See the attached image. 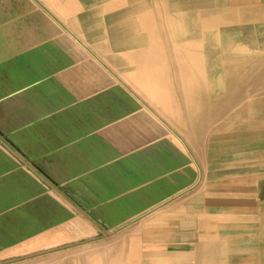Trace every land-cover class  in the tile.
<instances>
[{
    "label": "crops",
    "instance_id": "crops-1",
    "mask_svg": "<svg viewBox=\"0 0 264 264\" xmlns=\"http://www.w3.org/2000/svg\"><path fill=\"white\" fill-rule=\"evenodd\" d=\"M81 6L0 0V264H246L254 236L213 225L257 199L201 182L198 137L147 100L175 60L140 53L130 11Z\"/></svg>",
    "mask_w": 264,
    "mask_h": 264
},
{
    "label": "bare ground",
    "instance_id": "bare-ground-1",
    "mask_svg": "<svg viewBox=\"0 0 264 264\" xmlns=\"http://www.w3.org/2000/svg\"><path fill=\"white\" fill-rule=\"evenodd\" d=\"M80 1L82 8L91 10L130 11L124 13L123 23L140 42V53L175 60L176 70L186 78L184 87L203 91L201 96L190 93L211 110L192 115L190 135L212 133L209 143L219 170H224L222 180L214 184L217 196L258 201L242 212H215L219 221L213 229L216 234L254 236L237 241L235 248H256L259 252L246 264H264V0ZM213 39L220 46H214ZM169 72L164 66L148 70L153 77ZM161 86L165 89V82ZM192 255L198 257L194 251ZM239 262L244 264V257Z\"/></svg>",
    "mask_w": 264,
    "mask_h": 264
},
{
    "label": "rangeland",
    "instance_id": "rangeland-1",
    "mask_svg": "<svg viewBox=\"0 0 264 264\" xmlns=\"http://www.w3.org/2000/svg\"><path fill=\"white\" fill-rule=\"evenodd\" d=\"M134 32H137V30L134 29ZM213 41H214V46H220L217 44L216 40L213 39ZM139 49H140V47H139ZM157 64H163V65H165V64L170 65L171 64L172 65V64H174V62H160V63H156V65ZM166 65H165V67H166ZM169 71H170L169 73H163V74H161L162 76L160 75L156 78L157 79L161 78L160 81L163 83L165 82V88L168 90H171V91L174 90L175 93H171L170 95L167 93L149 94L150 96L148 95L147 100L152 105L154 110H156V112H158L163 119L168 121L174 128L178 129V131L183 136L186 137V140L188 143H190V145L194 141L192 139V137L195 139L198 137V149H197L198 154L197 153L196 154L198 155V169L201 172V182L209 183L210 184L209 187L217 189V187H215L214 184L218 180H222L221 176L223 175L224 170L222 169V171H220L221 168L218 166V161H216L217 159L214 157L213 148L211 147V145L209 143V139H210V136L212 133L210 130L209 131L207 130L204 133L200 132V134H197L198 136L193 135L191 137V135H190V130H191L190 121H191L192 115H194V114L195 115H198V114L201 115V114L208 112L211 109L207 108V105H204L201 101L198 100L200 97H198V98L194 97V93H190V92H196L195 94H198V96H201L200 94H202V93H199V92H203V91H200V90L198 91V87L193 88V89H189V88L186 89L184 87V82H185L184 79H186V78H184L180 73H178V71L176 73V69L170 68ZM159 73H161V72H159ZM159 73H157V75ZM168 75H171V76L169 77ZM172 75H173V77H172ZM201 80H203V75L201 76ZM194 84H195V82H194ZM183 89H185V93H183V92L178 93V91H180V90L182 91ZM176 91H177V93H176ZM170 96L175 98L176 102L180 103L179 105H177V107L180 109L179 110L180 114L178 116H176L173 113L172 109L168 108V107H170V104L169 105L166 104L167 106L165 104H162V102L166 103V101H162L163 98H168ZM191 97H194L196 100L193 102H190L189 99H191ZM187 107H188V109H187ZM204 107L207 109H205ZM213 111H214V109H213ZM182 120L184 121V123H182ZM212 126H214V125H212ZM197 150H195V152ZM215 192H216V190H215Z\"/></svg>",
    "mask_w": 264,
    "mask_h": 264
}]
</instances>
